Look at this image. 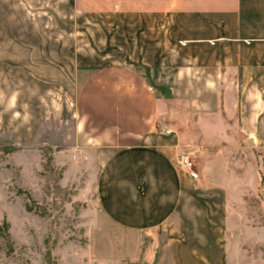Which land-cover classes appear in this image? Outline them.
Here are the masks:
<instances>
[{
	"label": "crops",
	"instance_id": "1",
	"mask_svg": "<svg viewBox=\"0 0 264 264\" xmlns=\"http://www.w3.org/2000/svg\"><path fill=\"white\" fill-rule=\"evenodd\" d=\"M2 78L0 132L64 119L90 159L95 255L133 261L149 236L155 264H226L228 187L187 118L264 150V0H0Z\"/></svg>",
	"mask_w": 264,
	"mask_h": 264
},
{
	"label": "rangeland",
	"instance_id": "2",
	"mask_svg": "<svg viewBox=\"0 0 264 264\" xmlns=\"http://www.w3.org/2000/svg\"><path fill=\"white\" fill-rule=\"evenodd\" d=\"M9 86L8 78L0 79L4 108ZM65 90L69 101L75 81L66 79ZM187 120L198 154L213 156L211 177L228 187L226 264H264V150L237 138L235 127L227 129L231 135L223 141L225 131L217 130L214 121L202 142L196 120ZM10 131L0 132V264H155L157 240L149 236L133 261L92 252L93 171L88 156L73 148L64 119L61 125L38 126L27 142Z\"/></svg>",
	"mask_w": 264,
	"mask_h": 264
},
{
	"label": "built area",
	"instance_id": "3",
	"mask_svg": "<svg viewBox=\"0 0 264 264\" xmlns=\"http://www.w3.org/2000/svg\"><path fill=\"white\" fill-rule=\"evenodd\" d=\"M183 45V43H180ZM209 44H212V42H209ZM175 165L178 170L187 172L193 179L197 178V174L194 171V164L191 159V157L187 154H180L177 156Z\"/></svg>",
	"mask_w": 264,
	"mask_h": 264
},
{
	"label": "trees",
	"instance_id": "4",
	"mask_svg": "<svg viewBox=\"0 0 264 264\" xmlns=\"http://www.w3.org/2000/svg\"><path fill=\"white\" fill-rule=\"evenodd\" d=\"M3 227L6 228L7 225L4 223V224H3ZM4 232H5V231H4ZM46 258H48V254H47V257H46Z\"/></svg>",
	"mask_w": 264,
	"mask_h": 264
}]
</instances>
